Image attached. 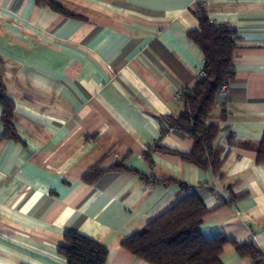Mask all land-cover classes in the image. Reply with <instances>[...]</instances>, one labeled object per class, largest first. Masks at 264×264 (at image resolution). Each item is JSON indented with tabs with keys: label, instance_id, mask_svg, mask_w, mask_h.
<instances>
[{
	"label": "crops",
	"instance_id": "obj_1",
	"mask_svg": "<svg viewBox=\"0 0 264 264\" xmlns=\"http://www.w3.org/2000/svg\"><path fill=\"white\" fill-rule=\"evenodd\" d=\"M54 1L73 15L0 0V78L18 135L2 138L0 103V264H68L59 246L70 228L106 246V264H151L124 239L192 191L210 209L199 226L206 239L225 234L264 256V0ZM201 3L235 33V74L211 118L219 174L182 158L193 139L164 118L184 111L176 94L205 67L190 36ZM115 162L127 169L84 179ZM221 260L258 264L233 244Z\"/></svg>",
	"mask_w": 264,
	"mask_h": 264
},
{
	"label": "trees",
	"instance_id": "obj_2",
	"mask_svg": "<svg viewBox=\"0 0 264 264\" xmlns=\"http://www.w3.org/2000/svg\"><path fill=\"white\" fill-rule=\"evenodd\" d=\"M38 1L49 4L56 11L73 15L54 0ZM204 8L202 3L198 5L200 28L190 32V36L205 54L204 69L207 75L197 81L191 90L184 91V111L178 116L167 115L164 118L167 130L178 129L193 139L191 150L180 153L182 158L204 168L210 167L214 173L219 174L224 165L221 158L223 148L216 145L221 129L211 118L218 103L221 86L225 82H231L235 74V33L225 26L211 23ZM0 103L3 106L2 121L5 127L2 138H17L13 123V104L5 94L1 78ZM145 156L149 158V153ZM257 161L264 162V135L257 148ZM124 169L127 166L122 162H115L109 167L97 163L84 175V179L93 181L104 171ZM139 175L144 181H168L165 178ZM183 186L188 188L186 184ZM209 211L201 196L192 191L149 221L143 229L124 239L122 244L151 264H223L221 254L227 244H233L239 254L250 256L258 264H264V256L254 243L240 244L225 234L206 239L199 226ZM59 252L66 257L68 264H106L108 258L106 246L72 228L64 231Z\"/></svg>",
	"mask_w": 264,
	"mask_h": 264
},
{
	"label": "built area",
	"instance_id": "obj_3",
	"mask_svg": "<svg viewBox=\"0 0 264 264\" xmlns=\"http://www.w3.org/2000/svg\"><path fill=\"white\" fill-rule=\"evenodd\" d=\"M212 22V21H211ZM207 75V71L203 68V69H200L198 71H196V80L199 81L200 79H202L203 77H205ZM229 85H230V82H225L221 88H220V95H226L227 94V91H228V88H229ZM185 96V92L184 91H179L177 94H176V98L177 99H183ZM229 132V131H227ZM230 135V133H228ZM188 191H191V187L190 188H187Z\"/></svg>",
	"mask_w": 264,
	"mask_h": 264
}]
</instances>
